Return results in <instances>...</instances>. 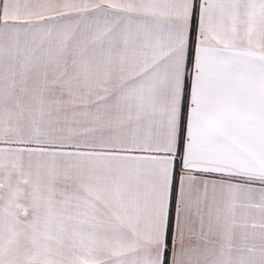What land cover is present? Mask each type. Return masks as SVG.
<instances>
[{
    "label": "snow or ice",
    "instance_id": "6c2138e0",
    "mask_svg": "<svg viewBox=\"0 0 264 264\" xmlns=\"http://www.w3.org/2000/svg\"><path fill=\"white\" fill-rule=\"evenodd\" d=\"M0 264H264V0H0Z\"/></svg>",
    "mask_w": 264,
    "mask_h": 264
}]
</instances>
